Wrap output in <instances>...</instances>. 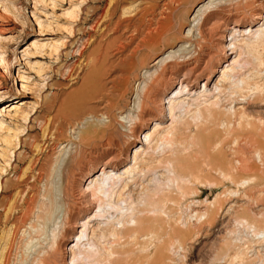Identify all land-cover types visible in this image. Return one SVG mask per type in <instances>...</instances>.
Returning a JSON list of instances; mask_svg holds the SVG:
<instances>
[{
	"label": "rangeland",
	"instance_id": "1",
	"mask_svg": "<svg viewBox=\"0 0 264 264\" xmlns=\"http://www.w3.org/2000/svg\"><path fill=\"white\" fill-rule=\"evenodd\" d=\"M54 1L56 6L50 1L36 6L32 0H0V53L9 64L7 69L0 65V88L14 97L0 101L4 121L0 129V264H35L37 255L58 236L61 218L53 180L54 169L65 156L59 143L68 140L77 119L100 115L101 103L89 98L93 87L98 82L109 86L113 80L120 81L128 71L125 60L138 45L135 60L149 52V39L161 15L173 9L178 18L184 10L191 15L204 0H73L81 3L75 17L66 14L69 0ZM262 12L253 30L264 29V8ZM38 20L42 26H37ZM188 24L186 19L184 26ZM231 34L229 30L227 46ZM243 34L236 35L244 39L237 41L241 52L219 65L222 68L237 59L232 77L227 81L217 72L207 88L205 77L200 78L193 88L198 103L193 102L191 113H184L178 123L187 132L175 137L172 148L161 145L157 161L148 160L150 167L137 177L138 186L130 189L138 200L129 210L123 203L124 215L94 217L96 205L83 216L81 223L88 221L90 226L84 243L90 241L92 249L85 247L89 252L77 264H264V41L250 42ZM33 37L52 45L38 51L26 49ZM18 74L25 81H18ZM86 79H90L89 89L84 86ZM134 88L135 84L127 98H132ZM212 90L215 93L208 96ZM213 101L218 107H209ZM164 119L157 122L161 133L173 126L168 116ZM58 127L62 133L55 140ZM23 144L27 147L19 149ZM145 147L137 143L131 149V157L118 169L122 177L135 163V150ZM15 152L21 153L20 159ZM243 159L253 169H242ZM178 160L183 162L182 172ZM171 169L176 176L170 175ZM101 173L102 168L85 179L83 189L90 192L91 180ZM156 180L158 191L150 194ZM5 181L8 186L1 192ZM115 199L118 192L113 194ZM213 212L215 218L208 223L206 213ZM121 219L127 222L125 228L117 224ZM108 221L117 224L116 233ZM75 243L76 236L68 241L66 260L59 264H72Z\"/></svg>",
	"mask_w": 264,
	"mask_h": 264
},
{
	"label": "bare ground",
	"instance_id": "2",
	"mask_svg": "<svg viewBox=\"0 0 264 264\" xmlns=\"http://www.w3.org/2000/svg\"><path fill=\"white\" fill-rule=\"evenodd\" d=\"M32 1L36 6H42L49 1L52 6L57 5L54 0ZM69 2L70 7L67 9L66 14L70 17H75L78 14L81 3L73 0H69ZM263 8L264 0H204L194 7L191 15H189V10H184L178 18L175 9L167 13L164 11L165 14L161 15L162 20L156 23L153 34H151L149 39V52L140 60H135L136 52L141 46L138 45V49L136 48L132 51L131 58L129 57L125 60L126 63L124 65L128 68V71H124L125 74L120 77V81L116 80L117 82H115L113 80L107 86L105 83L98 81L99 84L95 85L92 80L95 85L93 87L94 93L89 98L97 99L101 103V113L92 119L86 115L84 119H77L76 124L72 125L70 129L68 128L70 130L68 140L65 143H59V146H63L65 156L63 155L64 158H60L54 169L53 183L56 187L55 194L58 200V205L56 204L58 206L57 210H60V215H58L61 218L60 231L50 246L37 255L36 259H34L35 264H59L65 261V253L69 250L67 249V243L74 236H76V243L71 248L73 250L71 262L72 264H77L78 260L86 252H89V250L85 251V247L89 245L88 249H92L90 241L84 243V238L88 237L90 226L88 221L81 223L83 216L96 205L98 206V211L95 212L94 217L104 218L111 213L124 215L126 211L123 208V203L128 205L127 210H129V206L138 200L131 195L133 191H130L131 187L138 186V178L144 174L147 167H150L149 164L147 165L148 160L157 161L154 159L161 145L166 144L171 147L175 137L182 136L187 130L182 126L178 127V123L181 125L183 114L191 113L190 108L193 102L199 100L197 97V99L193 98L196 95L193 94V90L198 86L200 78L205 77L204 85L207 88V84L217 72H220L221 76L227 81L232 77V73L238 64L237 59L232 60L231 63L222 68L219 65H221V61L227 60L231 55L241 52L242 47L238 48L237 41L240 42L244 39H238L237 33H245L243 36L247 35L250 42L264 41V29L253 30L252 28L258 23V19L263 17ZM186 19L190 21L188 26H184ZM37 26H42L40 20H38ZM240 28L246 29L241 30ZM229 30H232L231 36L233 38L227 46L225 41H228L227 32ZM42 39L38 37L31 38L26 49L38 51L37 49L42 50L52 45ZM229 46H232L230 54L228 52ZM54 48L57 50L58 47ZM159 49L162 50L161 54L154 58L155 53ZM0 65L4 69L9 66L7 59L1 53ZM18 76H20L19 78L17 77L18 81H25L23 75L18 74ZM102 76L103 74L99 76V79ZM89 81L90 79L85 81L84 86L86 89L91 88ZM133 84H135V88L132 91L133 96L132 98H127ZM177 85H180V87L178 88ZM20 86L21 88H26L23 84ZM216 89H219V87L216 86ZM213 90L212 93H208V96L215 93V90ZM0 93V101H9L14 98L13 95L3 91L2 88H0ZM169 94L173 96L169 97ZM185 96L186 98H184ZM213 102L209 104V107L212 105L217 106V103ZM2 111L0 109V115H2ZM167 116L173 126L161 133V125L159 124ZM158 121L160 123H157ZM153 122L156 123L151 130L150 125ZM68 123L71 124L70 121ZM54 126L56 128V125ZM3 127L4 121L1 118L0 129ZM147 128L149 130L146 131ZM60 129L58 127V132H55V140H60V134L62 133ZM137 143H142L146 147L142 150H135L133 157L135 163L124 173V175L128 174V176L122 177L118 173V169L129 160L131 157L130 151L137 146ZM26 147L23 144L19 149ZM162 151L165 152L164 150ZM259 153L262 158V153ZM20 155L21 153L16 154L17 159H20ZM17 159L16 161H18ZM138 160H141L143 167L141 163H138ZM247 160L243 159L241 161V168L253 169ZM177 162V168L180 167L179 169L182 172L183 162L179 160ZM137 164L141 165L136 167ZM184 165L186 166V164ZM101 168V175L91 180L90 187L92 190L90 192L84 190L83 181L92 177ZM108 168L110 170H107ZM171 170L169 171L170 175L176 176V171L174 169ZM42 171V168L39 169V176L43 174ZM132 174L133 180L130 184L131 181L128 180L132 178ZM39 176L36 178H39ZM157 182V180L154 182L155 188L150 194L157 193ZM2 185L3 189L1 192H4V187L8 186V182H2ZM117 192L118 199L113 200V194ZM126 193L129 195L128 198L125 197ZM206 214L207 222L212 223L215 218V212ZM20 218L23 220L22 217ZM80 223L83 228L80 234L77 235V227ZM108 224L116 233L119 229L116 225L118 224L121 225L120 228H125L127 222L125 219H121L117 224L114 222L112 224L109 222Z\"/></svg>",
	"mask_w": 264,
	"mask_h": 264
}]
</instances>
